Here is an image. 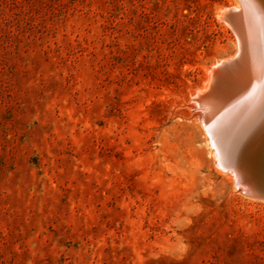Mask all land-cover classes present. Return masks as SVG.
<instances>
[{"label": "rangeland", "instance_id": "374dc122", "mask_svg": "<svg viewBox=\"0 0 264 264\" xmlns=\"http://www.w3.org/2000/svg\"><path fill=\"white\" fill-rule=\"evenodd\" d=\"M239 3L0 0V264H264L193 99Z\"/></svg>", "mask_w": 264, "mask_h": 264}, {"label": "bare ground", "instance_id": "6f19581e", "mask_svg": "<svg viewBox=\"0 0 264 264\" xmlns=\"http://www.w3.org/2000/svg\"><path fill=\"white\" fill-rule=\"evenodd\" d=\"M221 15L236 29L240 52L209 69L194 107L218 164L233 173L237 186L264 198V0H240Z\"/></svg>", "mask_w": 264, "mask_h": 264}, {"label": "water", "instance_id": "95a60500", "mask_svg": "<svg viewBox=\"0 0 264 264\" xmlns=\"http://www.w3.org/2000/svg\"><path fill=\"white\" fill-rule=\"evenodd\" d=\"M259 196H262V197H264V191H263V193H262V194H260Z\"/></svg>", "mask_w": 264, "mask_h": 264}]
</instances>
